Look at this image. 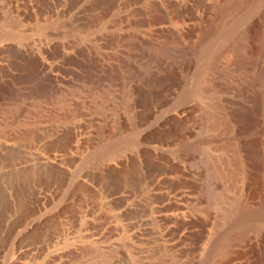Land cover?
I'll list each match as a JSON object with an SVG mask.
<instances>
[{
	"label": "bare ground",
	"instance_id": "bare-ground-1",
	"mask_svg": "<svg viewBox=\"0 0 264 264\" xmlns=\"http://www.w3.org/2000/svg\"><path fill=\"white\" fill-rule=\"evenodd\" d=\"M47 1L50 4L47 16L53 21L61 22L59 20L68 17L72 10L69 0ZM120 5V8H126L124 10L127 13L114 19L111 17L103 27L95 23L96 28L104 31L93 36L95 50L86 48L78 33L62 39L53 37L44 46L43 53L27 49L24 52L27 58L0 68V124L4 128L16 122L25 110L33 114V122L37 124L54 120L60 110L63 112L64 104L79 111L85 108L91 110L95 127L88 132H0V156L5 158L20 149V154L15 153L16 157L0 160V182L5 183L9 193L16 194L14 184L27 180L31 172L33 175L54 173L60 177L57 184L39 183L38 180L33 182V206L27 211L22 212L24 209L21 210L15 197L12 203L6 201L8 205L0 208V264H209L214 254H220L224 264H247L244 251L233 249V246L243 247L242 243L249 231L253 232L259 227L257 223L264 221V153L257 164L258 175L254 185L261 203L258 207L242 211L238 234L234 238L224 231L211 242V216L205 214L202 219L196 209L194 211L199 205L198 198L186 192H178L179 195L171 197L170 205H153V176H156V183L159 184L160 172L153 173L141 149L152 147L155 151H162L170 144L161 137L148 140L144 132H118V122H124L135 109L134 91L137 84L130 73L132 69L127 57L129 49L124 45L126 28L151 35L162 32L166 25L143 23L138 26L134 20L135 4L121 2ZM78 13L74 17L80 16ZM246 16L244 14L223 27L205 45L202 50L204 55L208 50L211 51L214 43L235 31ZM10 22L4 18L6 26ZM117 25L118 45L111 47L105 34ZM54 33L64 34V25L59 26ZM251 50V47L243 49L240 63L242 60L248 65ZM254 50L260 62L255 64L257 74L251 83L253 113L260 122H264V24L259 28ZM126 93H130L131 97L127 98ZM5 114L8 119L3 120ZM185 114L187 109L182 110L181 116L185 117ZM206 118L209 131H216L218 126L220 128L210 111L206 112ZM227 125H221L220 132H208L209 141L225 140L214 144L213 149L218 145L224 148L231 145L227 139ZM34 134L38 138L32 141ZM23 135L27 138L32 136V139H27L31 140L29 144H21ZM40 138H67V142L62 148L50 150ZM171 165L170 168L173 167ZM199 166L203 168L198 189L207 196L204 202L206 208L214 210L219 200L226 198V192L234 193L238 198L248 193L249 176L244 173L238 176L222 170L212 155L207 157L203 166ZM188 174L191 176V173ZM169 208L176 213V229L193 232L191 237L175 238V233L168 234L163 228L160 230L158 222L161 220L157 221L154 214L159 215ZM178 214H183L182 221L179 219L178 222ZM186 239L188 243L184 248Z\"/></svg>",
	"mask_w": 264,
	"mask_h": 264
},
{
	"label": "rangeland",
	"instance_id": "rangeland-1",
	"mask_svg": "<svg viewBox=\"0 0 264 264\" xmlns=\"http://www.w3.org/2000/svg\"><path fill=\"white\" fill-rule=\"evenodd\" d=\"M74 1L76 0H69L72 10L68 17H64L62 18L64 21L61 19L59 20L61 22H58L47 16L50 11L48 8L50 4L47 0H0V68L13 61L27 58L24 54L27 49L43 53L44 46H47L53 37L62 39L64 36L78 33L82 36L85 47L95 50L96 44L93 36L104 33L103 30L96 28L95 23L97 26L103 27L111 17L114 19L127 13V10H124L126 8H120L121 2L135 4L134 20L138 26L143 23H146L145 25L151 23V26L153 24L156 26L159 23L166 25L165 30L151 35L126 28L127 36L124 45L129 49L127 57L132 69L130 73L137 85L134 91L135 109L128 114V118L126 117L124 122L120 124L118 122V132H144L148 136V140L161 137V139H167L170 144L162 151H155L152 147L141 149V153L151 165L153 173L160 172L159 184L156 183V176H153L155 180L152 185L151 197L155 207L170 205L174 196L186 192L193 198H198L199 207L194 208V211L196 209L202 219L205 218V214L211 216L209 236L211 242L224 231L234 238L238 234V222L242 211L258 207L261 203L260 195L254 189V185L258 175L257 164L264 153V122H260L253 113L254 97L251 83L257 74L255 64L260 62L258 58L256 59L254 48L258 40L259 28L264 24V0ZM87 8L88 10H86ZM105 12H108L107 15H104ZM77 13L80 16L76 18L74 16ZM244 14L247 15L246 19L230 34L231 36H225L226 40L224 38L218 40L213 44V48L211 45L212 52L208 50L210 53L207 52L205 56L202 52L205 45L214 39L223 30V27L229 26ZM4 18H7L9 22L11 20L9 25L7 23L6 26ZM67 22L71 25H67ZM83 23L85 24L83 25ZM61 25H64V34L57 35L54 32ZM117 28L118 25L108 30L110 34L109 32L105 34V39L111 47L118 45ZM68 30L70 31L68 32ZM39 42L40 44H38ZM242 46L244 48L251 47L253 50H251L253 53L250 54L253 59H248L250 61H247L248 65L244 64L242 60V64L240 63L244 49ZM126 97H131V94L126 93ZM65 105L62 106L63 112L60 110L61 114L64 113L63 115L58 113L56 118H53L54 120L49 119L47 122L40 123L41 125L33 122V114L25 110L26 112L23 111L22 116L20 115L11 126L8 125L7 128H4L3 124H0V132L69 133L78 130V132L82 130V132H88L89 129L95 128L92 124L94 113L91 110L85 108L79 111L72 106ZM185 109H187V114L184 117L181 116V113ZM209 111L214 115L215 122L220 125L216 131L207 129L206 112ZM4 116L3 120L8 119L6 114ZM218 124L216 123V125ZM221 125L228 126L227 139L231 145L226 148L218 145L213 149L214 144H220L225 140L209 141L207 134L208 132L210 134L220 132ZM6 129H12V131ZM23 136L20 138L21 144H29L31 140L27 139H32V136L31 138ZM33 138L32 141L38 137L34 134ZM48 139L40 138V140H44L42 141L44 144H48L45 146L50 150L62 148L67 142V138ZM154 144L152 143V145ZM192 149L195 151L193 152ZM19 150L13 151L14 155L8 154L9 156L7 155L5 158L0 156V160L16 157L15 153L20 154ZM210 155L220 164L222 170L238 176L242 173L249 176L247 194L238 198L234 193L226 192V198L220 199L214 210L206 208L204 202L207 196L198 189L202 181L200 173L203 168L199 164L203 166ZM170 163L173 164L172 168L169 167L172 166ZM192 171L199 175L196 173L194 175ZM186 172L191 173V176ZM30 174L32 176L30 175L27 180H21L16 182V185L14 184V193L16 194L9 193L5 188V183L0 182V208L12 203L15 197L21 205V210L24 209L22 212H25L33 206L32 184L34 181L57 184L60 179L54 173L33 175L31 172ZM75 207L76 210L77 207ZM178 215L180 216L177 217L178 222L182 221L183 214ZM154 216L157 221L161 220L158 222L160 230L163 228L168 234L175 233L173 234L175 238L184 239L193 234L183 228L176 229L174 222L176 213L171 208L161 211L159 215L154 214ZM257 225L259 227L252 230L253 232L249 231L247 235L249 237H245L246 240L242 243L243 247L233 246V249L244 251L247 264H264V221L258 222ZM183 243L186 248L188 240L186 239ZM222 260L223 257L220 254H214L209 264H224Z\"/></svg>",
	"mask_w": 264,
	"mask_h": 264
}]
</instances>
